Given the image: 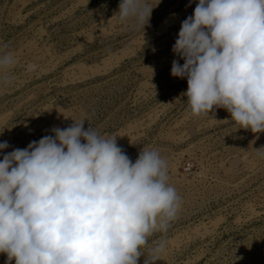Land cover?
I'll return each instance as SVG.
<instances>
[{
  "label": "rangeland",
  "instance_id": "rangeland-1",
  "mask_svg": "<svg viewBox=\"0 0 264 264\" xmlns=\"http://www.w3.org/2000/svg\"><path fill=\"white\" fill-rule=\"evenodd\" d=\"M119 2L0 0V55L18 61L0 68L4 152L80 116L133 161L155 147L182 198L168 231L150 238L166 240L156 264H264V132L239 128L224 109L190 114L187 80L171 75L172 61L184 62L172 46L198 0H160L145 30L118 19Z\"/></svg>",
  "mask_w": 264,
  "mask_h": 264
},
{
  "label": "clouds",
  "instance_id": "clouds-1",
  "mask_svg": "<svg viewBox=\"0 0 264 264\" xmlns=\"http://www.w3.org/2000/svg\"><path fill=\"white\" fill-rule=\"evenodd\" d=\"M159 3L120 0L115 14L145 30ZM172 52L184 61H172L171 75L187 80L180 97L190 114L224 109L239 128L264 132V0H198ZM17 62L0 55L4 70ZM67 119L26 148L5 153L10 145L0 142L5 264H156L166 240L150 238L168 231L182 203L168 161L155 147L133 161L117 136L85 128L83 116Z\"/></svg>",
  "mask_w": 264,
  "mask_h": 264
}]
</instances>
